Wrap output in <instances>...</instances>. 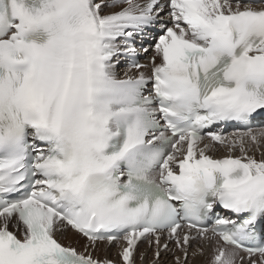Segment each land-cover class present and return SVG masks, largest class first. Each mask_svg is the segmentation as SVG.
Masks as SVG:
<instances>
[{
	"label": "snow or ice",
	"instance_id": "6c2138e0",
	"mask_svg": "<svg viewBox=\"0 0 264 264\" xmlns=\"http://www.w3.org/2000/svg\"><path fill=\"white\" fill-rule=\"evenodd\" d=\"M156 24L148 75L121 77ZM257 116L264 0H0V264H113L69 230L126 241L123 264L165 233L176 264L193 241L208 264H264V153L247 146L264 128L212 130Z\"/></svg>",
	"mask_w": 264,
	"mask_h": 264
},
{
	"label": "bare ground",
	"instance_id": "6f19581e",
	"mask_svg": "<svg viewBox=\"0 0 264 264\" xmlns=\"http://www.w3.org/2000/svg\"><path fill=\"white\" fill-rule=\"evenodd\" d=\"M110 2V0H109ZM234 3V0H233ZM254 6H259V4H255ZM110 9H104V12H108ZM111 10H119V8L111 9ZM162 19L166 20L167 15L165 14ZM160 34L159 24H156L152 27H148L144 29L141 35H137L134 37V46L137 50V54L140 56L141 62L144 63L145 67L142 69H135L130 67V57H121L120 63L118 64L116 71L117 73L123 77L125 72H128L132 75H138L140 71H143L145 75H148L150 71L151 58L155 54L154 53V43L158 35ZM144 49H147L145 52ZM157 63H159V59H157ZM260 128H264V120L261 125L258 127L252 128L253 132H257ZM247 130L237 129V130H229L223 133L225 136H231L235 133L245 132ZM247 146L251 148L249 154H255L257 158H260L261 153H264V138L260 140V146L257 150L256 146L252 144L250 140L247 141ZM225 153L223 151L216 153V155L221 156ZM239 155V153H236ZM10 229L12 226L10 225ZM187 231V229H185ZM62 244L65 246H72L77 249V251L84 252L87 246V252L91 253L94 258H98L100 260H111L113 264H123L122 257L120 256V252L123 247L127 246L126 241L122 239L109 243L108 241L97 242L94 245L90 244L88 240H86L83 236L76 234L69 230L63 236L57 237ZM160 247H157L155 242V238H152V243L149 244L147 239L142 238L138 244L135 246L133 250V264H176V257L181 256V251L176 247L174 241H170L167 238V233L161 236L160 239ZM168 244V250L163 248V245ZM197 241H193L192 246L188 250V258L186 264H208V261L211 257V249L205 245L203 254L193 255L196 252L198 247ZM159 250L160 256L157 259L155 253ZM143 257V258H141ZM240 257H244L243 264H249L248 256L246 252L241 251L239 253V257L237 258V264H240ZM257 261V264L260 262V257L257 254L252 257Z\"/></svg>",
	"mask_w": 264,
	"mask_h": 264
},
{
	"label": "rangeland",
	"instance_id": "374dc122",
	"mask_svg": "<svg viewBox=\"0 0 264 264\" xmlns=\"http://www.w3.org/2000/svg\"><path fill=\"white\" fill-rule=\"evenodd\" d=\"M238 257H239V255H238ZM238 257H237V258H238Z\"/></svg>",
	"mask_w": 264,
	"mask_h": 264
}]
</instances>
